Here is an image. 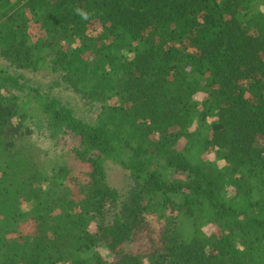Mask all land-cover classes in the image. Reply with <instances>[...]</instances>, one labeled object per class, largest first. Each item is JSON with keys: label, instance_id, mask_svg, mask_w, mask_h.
I'll list each match as a JSON object with an SVG mask.
<instances>
[{"label": "trees", "instance_id": "obj_1", "mask_svg": "<svg viewBox=\"0 0 264 264\" xmlns=\"http://www.w3.org/2000/svg\"><path fill=\"white\" fill-rule=\"evenodd\" d=\"M0 59V264H264V0H0Z\"/></svg>", "mask_w": 264, "mask_h": 264}, {"label": "rangeland", "instance_id": "obj_2", "mask_svg": "<svg viewBox=\"0 0 264 264\" xmlns=\"http://www.w3.org/2000/svg\"><path fill=\"white\" fill-rule=\"evenodd\" d=\"M0 62L2 65H4L6 62L0 59ZM25 73V76L29 80V84L38 88L42 92L45 90H48L51 85H53V81L55 80V77L57 74L52 73L47 65H42L37 71H28L24 70L22 71ZM54 94L58 97L63 98L64 100H67L70 105L74 108L75 114L82 118H87L88 120H95L97 116V108L96 107H90L88 105H85L80 102H76L77 97L71 93L70 90H68L65 85H55ZM26 100V99H25ZM29 106V102L25 103V109ZM41 133V134H40ZM34 139L38 140V144H40L41 147L46 148V150H49V153L58 151L62 148H65L63 145L64 142H61L57 147L55 146L52 139L47 138V136L42 132H37L34 134ZM43 142V143H42ZM68 142V141H66ZM210 155V154H209ZM208 155V156H209ZM212 156V155H211ZM107 173L109 175V181L113 184L114 187H117L119 191L126 192L129 187L130 183V177L127 176V172L122 169L118 165L114 164H107Z\"/></svg>", "mask_w": 264, "mask_h": 264}, {"label": "clouds", "instance_id": "obj_3", "mask_svg": "<svg viewBox=\"0 0 264 264\" xmlns=\"http://www.w3.org/2000/svg\"><path fill=\"white\" fill-rule=\"evenodd\" d=\"M73 11H74V14L83 21L89 20L91 16L93 15V13L81 7H75Z\"/></svg>", "mask_w": 264, "mask_h": 264}]
</instances>
